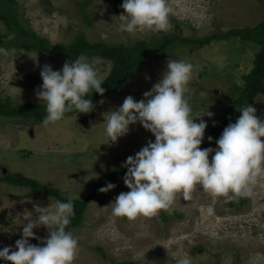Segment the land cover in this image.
Instances as JSON below:
<instances>
[{"label": "rangeland", "instance_id": "1", "mask_svg": "<svg viewBox=\"0 0 264 264\" xmlns=\"http://www.w3.org/2000/svg\"><path fill=\"white\" fill-rule=\"evenodd\" d=\"M122 2L0 0V10L15 9L21 27L49 45L68 44L83 35L89 43L129 49L138 41L152 43L176 35L165 50L150 54L130 69L114 94L96 99L90 113L65 115L47 126L42 124L45 117L37 120L0 114V249L8 246L16 250L25 212H34L35 204L59 201L11 185L5 180L9 173H21L56 188L68 199L84 200L106 173L124 165L149 140L154 142L152 133L137 123L117 142L107 143L104 114L121 106L129 95L136 101L144 99V93L162 77L168 59L193 64L190 103L194 108L208 106L213 113L211 118L203 117L208 123L240 97L245 77L262 50L259 43L235 31L263 36L259 24L264 20V0H168L170 31L135 34L118 31ZM1 35L5 37L0 47L7 49L8 55H0V102L10 107L42 104L36 93L42 85L43 66L61 70L68 61L51 48L20 47L27 39L9 31L0 19ZM9 35L14 38L8 39ZM89 61L103 81L112 74L111 58L94 53ZM248 105L264 120V80ZM221 133H215L205 148H216ZM128 191L124 184H116L106 193L94 191L81 223L69 230L79 240L74 264H176L185 254L191 256L192 264H264V177L254 187L252 197L233 200L234 204L212 197L197 185L191 200L185 201L178 194L167 210L135 220L112 215L111 203ZM209 207L214 209L212 216L207 215ZM33 231L39 239H30L31 244L45 239L49 230L41 226ZM0 264L10 262L0 260Z\"/></svg>", "mask_w": 264, "mask_h": 264}, {"label": "clouds", "instance_id": "2", "mask_svg": "<svg viewBox=\"0 0 264 264\" xmlns=\"http://www.w3.org/2000/svg\"><path fill=\"white\" fill-rule=\"evenodd\" d=\"M118 31L135 34L137 31L168 32L172 9L168 0H123ZM14 38L9 35L8 39ZM0 55L7 49L0 47ZM193 64L168 59L166 70L144 99L136 101L127 96L122 105L104 114V131L108 142L115 143L129 132L130 125L139 123L155 137L134 156H129L124 167V185L130 189L120 193L111 203L112 215L128 220L153 217L170 208L178 194L183 200L192 199L198 185L214 198L226 202L252 197L254 187L264 177V120L256 109L244 106L234 123H229L215 141L216 148H201L208 127L204 116L213 113L208 106L194 108L189 98V83ZM42 85L37 99L45 106L44 126L65 118V114L90 113L94 109L90 92L103 96V80L87 55L65 62L61 70L43 66ZM207 96V93H201ZM199 121V122H197ZM209 142L212 137H208ZM211 156V160L209 157ZM116 185L108 183L100 192L106 193ZM56 201L46 206L34 205V212H25L22 238L15 249H0V260L10 264H74L79 254V240L67 228L75 215L73 200ZM207 215H214L209 207ZM48 229L39 245L29 243L39 239L34 229ZM176 264H192L189 254L176 259Z\"/></svg>", "mask_w": 264, "mask_h": 264}, {"label": "trees", "instance_id": "3", "mask_svg": "<svg viewBox=\"0 0 264 264\" xmlns=\"http://www.w3.org/2000/svg\"><path fill=\"white\" fill-rule=\"evenodd\" d=\"M0 19L4 22L9 31L18 33L27 39L26 42L19 44L20 47L25 49H32L34 47H42L43 49L51 48L55 50L59 58L67 61L75 60L81 54L87 55L89 59L94 53H98L103 57L111 58L114 61L112 74L109 75V78L103 81L102 84V87L105 89V95L114 94V92L124 81L128 71L137 64L141 63L145 57H148L154 52H161L165 50L172 44L174 39H176V35H174L171 36V38L163 37L159 41L152 43L138 41L133 47L124 49V47L121 45L111 47V45H108L105 42H101L99 44L89 43L86 38L83 37V35H77L74 40L68 44L49 45V43H47L43 38L28 33L27 30L21 27L19 21L17 20L15 9L9 8L8 10H0ZM259 27V32L263 35L262 37H259L258 35L253 36L249 33H240L239 30L235 31V34L251 38L253 41L259 43L262 50L258 54L250 74L245 77L246 81L240 97L234 101H230L224 112L216 115L214 118L208 121V127L205 130V137L200 146L201 148H205V145L209 143V136L212 137L215 133L218 134L219 132H222L229 123H234L240 115L239 109L247 106L254 93H256L261 88L262 80H264V20L260 22ZM4 37V35L0 36V46L3 44ZM256 37L259 39H256ZM185 40H187V42H193L190 39ZM201 44L199 46H201ZM100 97V94L90 92L87 98L91 99L93 103ZM75 112L76 111L73 110L72 112H68L65 115H70ZM0 114L4 116L31 117L41 120L46 116V111L43 103L38 105H32L30 103H17L15 106L10 107L7 103L0 102ZM126 172L127 168L122 165L115 170L106 173L105 179L98 183L95 186V189H93L84 200L74 199L73 204L75 215L71 218V223L67 230L69 231L73 226L79 225L81 223L84 208L93 195L94 191L100 189L101 187H106L108 183H112L114 185L124 184L123 178ZM5 180L11 185L29 188L44 195L54 197L61 202H67L68 200V198L62 196L56 188L49 187L48 185L35 179L26 177L21 173H9L5 177ZM229 204H234L233 200L229 201ZM40 243L41 241H34V244L36 245H39Z\"/></svg>", "mask_w": 264, "mask_h": 264}, {"label": "water", "instance_id": "4", "mask_svg": "<svg viewBox=\"0 0 264 264\" xmlns=\"http://www.w3.org/2000/svg\"><path fill=\"white\" fill-rule=\"evenodd\" d=\"M5 171V170H4ZM29 243H31V240L29 241Z\"/></svg>", "mask_w": 264, "mask_h": 264}]
</instances>
